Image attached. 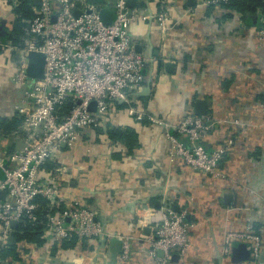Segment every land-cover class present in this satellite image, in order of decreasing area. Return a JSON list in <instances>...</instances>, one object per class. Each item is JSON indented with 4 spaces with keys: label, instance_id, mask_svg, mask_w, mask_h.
Wrapping results in <instances>:
<instances>
[{
    "label": "crops",
    "instance_id": "1",
    "mask_svg": "<svg viewBox=\"0 0 264 264\" xmlns=\"http://www.w3.org/2000/svg\"><path fill=\"white\" fill-rule=\"evenodd\" d=\"M201 1L167 0L175 24L164 34L154 19L132 24L131 37L136 51L148 61L144 75L146 85L150 84V91L136 95L134 101L168 125H177L189 109L200 116L195 112L196 101H205L203 115L222 122L208 131L201 144L212 151L231 140L218 165L222 184L229 182L230 187H219L207 174L178 159L170 161L165 127L134 119L122 102L115 101L101 126L90 127L80 145L62 146L60 155L65 165L81 167L74 168L68 181L60 182L63 191L94 208L103 227L95 243L106 255L96 257L98 264L109 260L113 239L127 234L131 235L130 256L121 259L120 242L114 264H154L144 238L150 228L135 231L131 224L140 216L155 221L158 214L151 210L164 204L185 210L189 223L190 247L183 257L174 253L171 264H242L234 263L232 254L222 255L224 233L242 231L249 223L264 224V42L258 38L264 12L198 7ZM134 6L149 13L159 9L158 0H134ZM189 7L197 8L186 13ZM13 8L11 1L0 0V121L8 125L0 126L1 153L19 150L25 133L16 110L24 87L13 81L18 48L23 44L13 40L14 34L1 39L3 33H12ZM233 119L243 123L240 129L233 130ZM104 128L133 130L136 145L129 148L123 141H112ZM48 171L42 176L48 177ZM225 194L232 195L229 203L224 202ZM14 244L8 264H74L72 257L85 255L92 247L89 242L86 250L82 247L86 244L77 243L62 251L58 244L44 240ZM258 264H264V251Z\"/></svg>",
    "mask_w": 264,
    "mask_h": 264
},
{
    "label": "built area",
    "instance_id": "2",
    "mask_svg": "<svg viewBox=\"0 0 264 264\" xmlns=\"http://www.w3.org/2000/svg\"><path fill=\"white\" fill-rule=\"evenodd\" d=\"M7 1L14 5L19 2ZM228 1L202 0L198 7H221V3ZM158 3L159 9L153 13L129 7L127 0H107L101 6L89 0H40L32 5L34 16L27 21L26 27L31 36L18 48L13 76V81L24 87V96L16 106L23 117V146L11 153L0 152V264H8L1 251L7 247L13 231L12 221L18 223L23 217L32 223L38 221L36 198L44 199L51 209L54 208V212L46 215L41 231L44 242L59 245L76 236L92 243L87 254L72 257L74 264H98L96 257L106 255L96 248L95 241L103 235V227L96 219L94 208L70 198L60 183L63 179L69 180L74 168L77 171L81 167L65 165L60 162V155L62 143L67 148L80 145L90 127L101 126L115 101L122 102L126 113L134 119H147L165 127L170 161L178 159L187 167L207 174L219 187H230L229 182L222 184L224 176L218 165L231 140H225L212 151L201 144L208 131L222 120L197 116L189 109L177 125H168L135 104V96L146 86L144 69L148 61L135 49L131 26L138 21L154 19L164 34L175 24L167 0H158ZM102 7L113 9L110 23L101 20ZM195 9L189 7L185 12ZM75 11L79 13L75 15ZM258 38L264 42V19ZM30 50L45 55L41 79L26 75V56ZM92 101L94 109L89 107ZM261 109L264 115V107ZM242 125L239 119L232 120L233 130ZM50 161L59 166L48 177H43L41 169ZM61 203H64L62 208ZM134 207L132 205L131 209ZM153 213L158 214L155 221L151 216H140L131 227L136 228L135 231L149 227L150 233L144 237L147 254L154 264H171L174 253L183 257L190 247L186 211L164 204L158 210H151ZM119 238L122 242L120 257L127 260L131 235ZM234 242L246 245L248 257L242 264H258L264 251V224L258 231L253 223L245 224L242 231H226L222 238L223 256L231 254Z\"/></svg>",
    "mask_w": 264,
    "mask_h": 264
},
{
    "label": "trees",
    "instance_id": "3",
    "mask_svg": "<svg viewBox=\"0 0 264 264\" xmlns=\"http://www.w3.org/2000/svg\"><path fill=\"white\" fill-rule=\"evenodd\" d=\"M90 2H94L97 5H104L106 0H89ZM34 4V0H19L18 4L14 5L13 12L15 18L12 24V33L1 36L2 40H6L7 38H13V34L16 36L13 40L18 44H23L21 39L27 38L31 36L26 30L27 21L30 20L34 16V12L32 10V5ZM221 6H228L236 8L240 12L246 11H255L256 9L260 8L264 12V0H229L226 3H221ZM212 7V6H210ZM23 118V117H22ZM6 121L2 119L0 121V126H4L8 128V125H5ZM106 132L107 135L111 138L112 141H123L125 142L129 148H132L136 145L137 136L131 129H120V128H107L103 130ZM53 162H47L43 168L41 169V174L46 173V169L49 170L48 172H53ZM36 202L39 203L38 209L35 211L38 221L37 222H30L27 217H23L21 221H19L15 227H13V231L10 236L14 237L15 242L21 241H32L37 244H41L43 240L41 239V231L44 227V223L46 222V215L48 213L54 212V208L51 209L48 202L42 198H36ZM64 207V203L60 204V208ZM261 224H253L255 230L258 231ZM86 244L82 247H85L87 250L89 247V242L84 238L73 237L68 241L61 242L58 247L59 248H68L72 247L75 248L76 244ZM16 248L15 244H10L8 242L7 247L2 248L1 256L7 259V255L14 251ZM75 251V250H74Z\"/></svg>",
    "mask_w": 264,
    "mask_h": 264
},
{
    "label": "water",
    "instance_id": "4",
    "mask_svg": "<svg viewBox=\"0 0 264 264\" xmlns=\"http://www.w3.org/2000/svg\"><path fill=\"white\" fill-rule=\"evenodd\" d=\"M40 0H34V2L39 3ZM127 5L129 7H133L134 6V0H127ZM79 13V11H75V15H77ZM100 13V17L101 20L104 23H110L113 19V14L114 11L111 8L108 7H102L99 11ZM27 59V66L25 69L26 75L31 78V79H41L43 77V72H44V65H45V55L44 53L40 52V51H36V50H30L27 53L26 56ZM171 65L167 64V69H169ZM150 91V84L148 83L146 86L143 87V89L137 93V95H144L146 92ZM205 105L206 102L203 100H197L196 101V107H195V112L198 115H203L205 114ZM95 102L92 101L89 105L90 109H94L95 107ZM62 146H64V143L61 144ZM4 196V193H1V197ZM232 199V195L231 194H225L224 195V202L229 203ZM17 224L16 221H12L11 225L12 227H15ZM8 242L10 244H13L15 242L14 237L9 236L8 238ZM120 239L114 238L113 239V246L110 250V256H109V260L104 262L103 264H114L115 263V259H116V254L119 250L120 247ZM232 261L234 263H239L242 262L244 260H246V258L248 257V251L246 249V245L243 242H234L232 244ZM175 258V256H174Z\"/></svg>",
    "mask_w": 264,
    "mask_h": 264
}]
</instances>
